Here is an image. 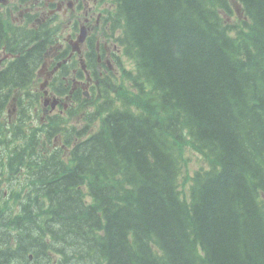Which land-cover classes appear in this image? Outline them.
<instances>
[{"label": "trees", "instance_id": "16d2710c", "mask_svg": "<svg viewBox=\"0 0 264 264\" xmlns=\"http://www.w3.org/2000/svg\"><path fill=\"white\" fill-rule=\"evenodd\" d=\"M117 4L132 84L20 136L0 264H264V0Z\"/></svg>", "mask_w": 264, "mask_h": 264}, {"label": "flooded vegetation", "instance_id": "af4514ba", "mask_svg": "<svg viewBox=\"0 0 264 264\" xmlns=\"http://www.w3.org/2000/svg\"><path fill=\"white\" fill-rule=\"evenodd\" d=\"M114 1L0 0V198L26 178L20 136L29 131L49 149L52 116H67L70 104L114 82L124 67Z\"/></svg>", "mask_w": 264, "mask_h": 264}, {"label": "rangeland", "instance_id": "374dc122", "mask_svg": "<svg viewBox=\"0 0 264 264\" xmlns=\"http://www.w3.org/2000/svg\"><path fill=\"white\" fill-rule=\"evenodd\" d=\"M124 63H125V65L127 66V67H131L132 66V63H131V61L130 60H128V59H125L124 60ZM129 84H132V82H131V80L129 79ZM115 87V90L113 91V96H115L116 98H118V99H121V96L119 95V93L117 92V87L116 86H114ZM69 122V124L68 125H66L65 126V124H63V123H61L60 122V126H61V128H64V127H67V126H70V125H78V123L77 122H74V121H68ZM50 123H51V121H50ZM51 126H52V123H51ZM81 127V126H80Z\"/></svg>", "mask_w": 264, "mask_h": 264}, {"label": "bare ground", "instance_id": "6f19581e", "mask_svg": "<svg viewBox=\"0 0 264 264\" xmlns=\"http://www.w3.org/2000/svg\"><path fill=\"white\" fill-rule=\"evenodd\" d=\"M112 90L114 91L115 90V88L114 87H112ZM115 97V96H114ZM116 98V97H115ZM118 99V98H117ZM122 99V98H121ZM119 101H120V99H118ZM121 103V102H120ZM61 123H63V124H66V121L65 120H61L60 121ZM81 128V127H80Z\"/></svg>", "mask_w": 264, "mask_h": 264}]
</instances>
